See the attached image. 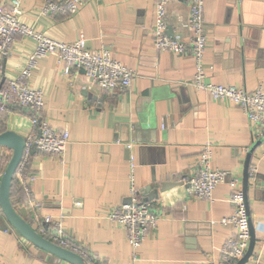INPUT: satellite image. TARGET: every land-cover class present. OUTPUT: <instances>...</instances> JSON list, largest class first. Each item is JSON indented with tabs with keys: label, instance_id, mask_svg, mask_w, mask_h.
Instances as JSON below:
<instances>
[{
	"label": "crops",
	"instance_id": "crops-1",
	"mask_svg": "<svg viewBox=\"0 0 264 264\" xmlns=\"http://www.w3.org/2000/svg\"><path fill=\"white\" fill-rule=\"evenodd\" d=\"M156 1L88 0L76 14L46 16L41 0H20L22 23L58 41L82 37L85 47L109 52L136 75L129 88L106 91L82 70L65 75L53 53L38 60L29 83L43 93L41 118L67 130L69 142L62 158L32 151L23 172L35 175L30 195L14 174L11 202L31 227L35 203L40 214L61 219L68 240L98 264H216L233 229L211 222L232 212L228 181L237 178L242 188L246 156L254 148L247 202L257 252L264 239V142L253 140L246 116L231 101L187 84L195 72L192 56L154 48ZM166 11V33L188 40V4L171 0ZM203 17L206 81L248 91L264 87V0H205ZM34 48L32 38L17 36L10 54L0 59V79L15 77ZM30 117L20 107L0 111V132L25 138L33 128ZM206 143L212 145L211 166L230 172L212 200L189 197L186 190ZM130 155L142 199L169 187L150 200L159 220L141 244L138 261L132 260L125 229L107 218L129 201ZM10 156L11 150L0 146V174ZM0 264L71 263L34 246L7 223L0 229Z\"/></svg>",
	"mask_w": 264,
	"mask_h": 264
},
{
	"label": "built area",
	"instance_id": "built-area-1",
	"mask_svg": "<svg viewBox=\"0 0 264 264\" xmlns=\"http://www.w3.org/2000/svg\"><path fill=\"white\" fill-rule=\"evenodd\" d=\"M88 0H41V13L46 16L63 13L73 15L86 4ZM171 0H157L154 5L152 21V40L154 48L168 51L176 55H190L193 58L195 72L187 83L196 90L205 92L217 100H229L246 116L254 141L264 138V87L258 84L248 91L243 87L231 84H215L206 81L203 59L207 44L204 23L205 0H183L189 6L187 26L190 31L188 40L172 37L166 33L167 5ZM20 0H0V59L10 54L17 36L32 38L35 48L28 57L19 73L4 81L0 87V111L8 107H20L30 113L32 131L24 138L23 153L15 174L19 178L21 188L30 195L29 183L35 179L32 173H23L32 151L51 154L62 158L69 142V133L65 129L58 130L41 118L44 107V97L40 89L33 88L29 83L32 71L40 58L53 53L57 61L64 64L63 73L84 70L99 88L106 91L124 90L129 88L136 73L113 59L109 52L91 50L85 47L84 38L73 42H63L52 39L34 27L19 20ZM127 148L131 144H126ZM212 145L202 146L199 156L198 171L192 175L187 184V195L198 199L212 200V192L217 185L226 182L230 172L211 166ZM137 163L133 155L129 156L128 165V196L129 201L113 208L107 218L118 223L126 231L127 242L131 248L133 261H138V250L149 232L154 229L159 220L158 212L150 200L140 196L136 183L135 170ZM253 171H249V176ZM1 177V174H0ZM233 192L229 198L233 205L232 212L213 224L231 226L233 233L226 238L221 246V259L216 264H235L247 251L250 240L249 220L244 193L238 186V179L230 176L228 181ZM34 231L54 244L71 250L82 256L88 264H98L84 248L70 242L66 236L63 222L49 214L38 212V203L33 204ZM0 217L2 210L0 208ZM252 264H264V239L260 248L249 258Z\"/></svg>",
	"mask_w": 264,
	"mask_h": 264
},
{
	"label": "water",
	"instance_id": "water-1",
	"mask_svg": "<svg viewBox=\"0 0 264 264\" xmlns=\"http://www.w3.org/2000/svg\"><path fill=\"white\" fill-rule=\"evenodd\" d=\"M82 72L84 73V70H82ZM4 81L5 78L2 77L0 79V87L2 86ZM259 142H264V138L259 140ZM23 145L24 138L18 133L11 130H5L3 132H0V146L6 147L11 150V156L0 177V208L2 210V217H0V229L5 230L7 228V223H9L18 233H20V235H22L26 240L31 242L34 246L46 250L51 254L57 256L58 258L67 261L71 264H88L86 259H84L79 254L71 250L62 248L38 235L30 226V224L24 219L23 215H20L14 208L11 202V185L12 178L22 157ZM253 150L254 148H251L246 156L242 175V190L245 197L247 215L249 220L250 240L246 253L235 264H246L248 262L250 256L254 251L256 242L254 228L251 222V218L249 216L247 202V188L249 183L248 169L250 157L252 155ZM168 188V186H161L160 189H154L152 192L148 191L147 199H157L159 193ZM146 189L148 188H145V190Z\"/></svg>",
	"mask_w": 264,
	"mask_h": 264
},
{
	"label": "trees",
	"instance_id": "trees-1",
	"mask_svg": "<svg viewBox=\"0 0 264 264\" xmlns=\"http://www.w3.org/2000/svg\"><path fill=\"white\" fill-rule=\"evenodd\" d=\"M13 182H14V177L12 178V184H13ZM11 188H12V185H11Z\"/></svg>",
	"mask_w": 264,
	"mask_h": 264
}]
</instances>
